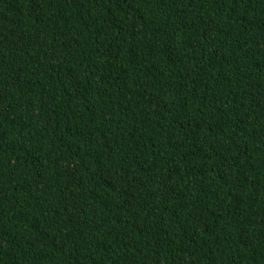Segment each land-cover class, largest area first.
Wrapping results in <instances>:
<instances>
[{
	"label": "trees",
	"instance_id": "trees-1",
	"mask_svg": "<svg viewBox=\"0 0 264 264\" xmlns=\"http://www.w3.org/2000/svg\"><path fill=\"white\" fill-rule=\"evenodd\" d=\"M0 264H264V0H0Z\"/></svg>",
	"mask_w": 264,
	"mask_h": 264
}]
</instances>
